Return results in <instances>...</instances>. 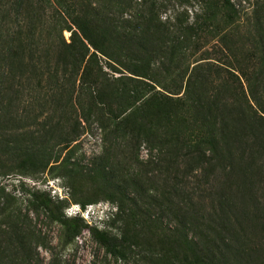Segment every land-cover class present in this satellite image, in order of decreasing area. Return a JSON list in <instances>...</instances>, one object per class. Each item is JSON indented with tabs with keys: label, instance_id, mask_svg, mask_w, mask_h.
Wrapping results in <instances>:
<instances>
[{
	"label": "trees",
	"instance_id": "obj_1",
	"mask_svg": "<svg viewBox=\"0 0 264 264\" xmlns=\"http://www.w3.org/2000/svg\"><path fill=\"white\" fill-rule=\"evenodd\" d=\"M182 2L197 9L164 17L157 0H0V176L48 166L30 155L8 169L1 134L11 123L32 127L49 103L50 114L97 122L102 147L85 176L113 209L100 230L63 213L96 200L69 204L28 190V211L58 227L61 246L86 231L119 263L148 255L156 264H264V33L257 25L237 47L229 0ZM202 32L215 55L188 62L202 52ZM71 134L58 143L65 157L51 166L62 180L79 150ZM121 144L130 151L122 167L112 152ZM145 171L162 176L158 186ZM10 200L0 188V215Z\"/></svg>",
	"mask_w": 264,
	"mask_h": 264
},
{
	"label": "rangeland",
	"instance_id": "obj_2",
	"mask_svg": "<svg viewBox=\"0 0 264 264\" xmlns=\"http://www.w3.org/2000/svg\"><path fill=\"white\" fill-rule=\"evenodd\" d=\"M182 1L157 0V3L165 6L162 10L164 17H169L176 10L192 12L197 9L195 4ZM229 2L236 11L234 24L238 31L232 40L237 47H242V45L245 47L249 43L250 37L254 36L256 30L259 29L257 25H260L258 32L263 31L264 33V0H229ZM255 18L259 24H254ZM49 24H42L40 31L42 37L46 36ZM62 37L65 40L67 33H63ZM198 37L199 51L202 52L194 53L191 58L186 57L188 62L199 58V55L211 58L215 55L213 54L215 49L211 48L214 44L213 38L206 32L199 33ZM204 52L207 55H203ZM41 57L43 63L46 60L44 53ZM163 83L169 84V78H163ZM26 93L23 100H27L28 92ZM33 107L36 108V104H33ZM49 107V103L44 105L43 114L38 117L32 127L18 130L16 124L11 123L8 124L10 131L7 134H1L7 135L9 141L5 158V165L8 169H13L18 162L30 155L40 162H46L48 166L43 172H27L21 175L17 170H10L7 176H0V188L7 194V197L12 199L7 202L8 211L0 215V250L5 248L7 243V251H0V264H156L148 255H131L123 263L114 261L111 257L104 255L102 249L93 242L86 231H82L72 245L63 247L59 243L60 231L58 227L47 221L42 214L35 215L28 211L27 191L31 188L44 191L49 196L58 199L66 197L69 204L73 199L79 198L96 200L92 204L85 205L83 209H86V212L75 214L73 207L76 205L70 204L63 213L66 217L77 215L100 230L104 228L105 211L110 208L105 200L106 194L103 191L94 190L85 176L87 168L91 165V160L93 161V158L100 153L102 147L97 122L92 119L83 122L81 119L67 114V116L50 114ZM64 118L65 120H63ZM46 129L51 130L47 135L42 132ZM73 130H76L78 136L71 145L78 143L79 150L68 162V167L73 169L71 176L62 180L59 176L61 174L59 168L56 169L54 166L51 169V166L58 165L65 157L66 149L58 143L66 135L67 138L72 135ZM128 148L121 144L120 150L112 151L120 167L130 152ZM146 155L145 147L140 146L138 159L144 161ZM145 174L151 180H155V186H158L162 176L157 174V171H145ZM154 214L156 215L157 212ZM161 225L171 228L173 223L167 216L162 215ZM111 233L114 231L111 230ZM24 251L30 256L28 260L24 259L25 261L21 263L20 259H22Z\"/></svg>",
	"mask_w": 264,
	"mask_h": 264
},
{
	"label": "built area",
	"instance_id": "obj_3",
	"mask_svg": "<svg viewBox=\"0 0 264 264\" xmlns=\"http://www.w3.org/2000/svg\"><path fill=\"white\" fill-rule=\"evenodd\" d=\"M74 208V212H75V214H77V213H82V212H86V209H83L82 211H80L79 210V208L77 207V206H75V207H73Z\"/></svg>",
	"mask_w": 264,
	"mask_h": 264
},
{
	"label": "clouds",
	"instance_id": "obj_4",
	"mask_svg": "<svg viewBox=\"0 0 264 264\" xmlns=\"http://www.w3.org/2000/svg\"><path fill=\"white\" fill-rule=\"evenodd\" d=\"M113 211V209L110 207L109 209H106V211H105V215H107L109 212H112ZM64 213H65V210L63 211ZM104 215V216H105Z\"/></svg>",
	"mask_w": 264,
	"mask_h": 264
}]
</instances>
